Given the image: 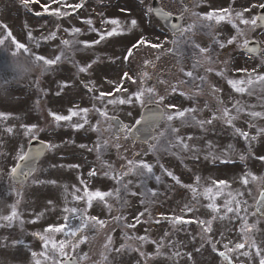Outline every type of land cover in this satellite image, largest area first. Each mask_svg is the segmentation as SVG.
Listing matches in <instances>:
<instances>
[{
	"label": "rangeland",
	"instance_id": "1",
	"mask_svg": "<svg viewBox=\"0 0 264 264\" xmlns=\"http://www.w3.org/2000/svg\"><path fill=\"white\" fill-rule=\"evenodd\" d=\"M162 2L171 10L184 6L181 0ZM185 2H188L190 10L187 12V26L198 22L192 15L193 12L203 17L208 12L224 14L222 10L229 9L236 26L245 33L244 36L238 37L239 43L228 45L227 40L237 34V29L225 19L218 23L213 20L209 30H203L200 26L183 35V39L211 51L212 65L206 64L207 72H203L206 77L205 87L212 89L214 94L222 91L223 100L233 97L235 103L230 101L231 105L237 103V106L241 107L242 104L243 113H236L233 107L230 114L237 118L232 125L216 119L215 122L213 120L211 124L203 126H200L198 121H207L209 113L202 111L203 118L199 112L186 113V122L190 117H194V124L187 122L185 126L183 118H175L171 125L178 130L176 133H171L168 125H163L156 133L159 143L153 140L145 146L133 145L131 154L136 153L133 160L152 163L154 168L164 162V166L174 176L185 182L188 181L187 176L183 175V167L175 159L178 155H174L181 147L178 151L179 158L186 159V168L189 167L200 176L201 190L212 186L213 194L218 192L223 196L230 195L232 200L229 206L233 209L236 208V201H241L239 215L235 211L226 212L224 219H220L222 212L219 210L216 215L218 229L211 234L212 243H209L206 234L187 221L188 218L195 221L194 215L191 214L195 211V192L190 195L185 190L171 187L170 191L162 192V196L161 191L157 189L158 197L148 209V216H140L143 210L139 209L135 202H131L132 208L129 207L127 211H119L118 207H115V211L107 214L103 213L104 210L99 205L88 210L86 203L71 200L70 192L78 175L87 192L110 188L94 175L89 176L90 172L96 173V170H100L97 144L100 145L99 149H107L104 141H108V137L111 138L109 125L103 123V119L93 111H88L87 114L80 111L92 108L94 103H98L97 97L91 100L89 95L99 96L104 92L107 96L111 89L115 91L119 88L120 91L116 94L119 99L126 100L131 96L132 103L120 104L108 113L117 115L123 122L131 124L138 116L140 108L149 102L147 94L143 103L137 100L134 94L141 88L156 87L158 94L165 95V105L169 101L175 105L167 111L176 113L189 108L188 99L198 97L192 88L187 87L185 83H179L183 80L181 76L187 72V65L182 59L174 58L175 53L168 56L164 51L171 43V37L150 14L149 0H28L27 4L23 3V0H0V28L4 29L6 37L9 31L12 34L7 37L10 47L8 63L6 60L3 63L0 61V114H4L0 116V216L11 215L13 210L10 208L17 206L18 209L17 202L20 200L24 201L26 206L25 212L15 210L18 218L13 219L11 223L0 221V264H54V261L55 264H62L65 256L60 253L59 244L70 239L65 232L68 231V226L75 227L80 224V220L74 217L81 212L85 216H95L97 220L105 221L102 228L98 226L86 229L83 235H86L88 240L78 247L73 248L71 244H65V253L74 255L82 264H222L221 260L214 258L213 244L219 253H228L234 264H251L250 253L255 254L257 249L264 256V217L257 219L253 212L257 194L259 190L264 189V159H261L264 157V131H261L264 129V116L250 115L253 111L264 113V84L256 79L258 76H264V31L252 30L250 25H244L239 19H235V13L242 12L245 8L249 11L244 12V18L254 17L259 7L253 5H258L261 0ZM76 4H81L82 7L75 8ZM57 8L67 15L56 14ZM112 19L119 20L120 24L107 23ZM133 19L137 21L135 27H131ZM88 20H91V24L86 23ZM75 28L80 29L79 33L73 32ZM113 28L117 29V33L108 36L107 33ZM52 33L56 34L55 38L46 39ZM101 36H104L103 40L100 39ZM12 38L25 44L30 53L25 54L21 50L20 54L13 55L15 45ZM141 38L145 43H138ZM245 39H255L259 42L260 56L251 58L241 52L239 47ZM63 40L79 41L80 43L73 45H83L84 52L81 53L82 48H79V54L75 52L72 57L73 63H60L52 66V70H48L43 76L35 75L29 64L31 57L43 55L46 59H54L60 53L68 51V46H71L63 45ZM98 40L100 42L95 43ZM214 40H219L226 46L220 48ZM153 43L161 46L150 49ZM133 44H137V47H132ZM128 49H131V55H128ZM152 54L161 58L158 69L165 73L160 79L166 81L164 85H158L159 80L148 82L146 76L142 75L145 61L149 60L148 57ZM196 58L202 57L196 55ZM199 61V66L205 62L203 59ZM89 65L91 67H88ZM80 68H87V71L81 72ZM209 68L212 70L208 71ZM125 72H128L132 79L121 78ZM239 78L245 82L250 78L254 81L252 85L244 84L248 92L242 97L239 92L233 95L226 85V81H238ZM172 85L176 86L175 92L163 91L165 87L170 88ZM89 87L92 91L86 96L84 92L89 91ZM70 110L76 111L78 115L73 116L68 123L60 121L57 125L49 115L50 112L70 115ZM231 110L229 109V112ZM208 111L215 113L214 105L210 106ZM219 115L218 112L217 116ZM85 119L88 121L86 124ZM81 123L84 124L83 128L74 127ZM32 124L44 129L37 133V137L57 147L50 148L47 159L29 184L23 189H17L11 184L9 173L31 138L24 134V126ZM93 127H98L101 131H94ZM235 128L247 132L249 138L245 139L235 132ZM160 133L164 135L161 136ZM169 136L173 138L170 140ZM177 136L183 140L184 137L187 138L188 148L183 149L178 141L174 144ZM253 136L256 137L255 140L251 139ZM110 143V147H116L118 144L113 138L108 141V145ZM150 145H155L156 150H152ZM105 160L109 164L112 157L107 156ZM220 181H225V184ZM240 193L242 195H239ZM222 200L216 204L223 205ZM106 204L107 201L102 203ZM111 205L114 203L111 202ZM71 208H77L78 212L65 211ZM189 208L192 210L189 211ZM155 212L162 214L160 220L156 217L159 223L151 218ZM65 216L68 220L64 219ZM138 216L139 223L136 220ZM176 216L182 217V221L173 222L172 218ZM111 217L114 222L110 220ZM116 217L126 218V223H118ZM128 224H135V227L127 228ZM60 225H66L64 230H49ZM36 233L40 234L39 238L47 237V247L43 240H36ZM140 236H147V242L137 239ZM246 239L248 242L244 244L245 247L237 249L236 245ZM252 241L255 246L249 247ZM53 244H56L57 248L53 249ZM122 245L124 247H121ZM117 249L120 251L117 252ZM245 252L248 255H244ZM33 253L36 255L33 256ZM257 259V256H254V261Z\"/></svg>",
	"mask_w": 264,
	"mask_h": 264
},
{
	"label": "snow or ice",
	"instance_id": "2",
	"mask_svg": "<svg viewBox=\"0 0 264 264\" xmlns=\"http://www.w3.org/2000/svg\"><path fill=\"white\" fill-rule=\"evenodd\" d=\"M23 3L27 4L28 0H23ZM256 6H258L260 9H264V0H261V2L258 3V5H253V7H256ZM74 7L75 8H81L82 5L81 4H76ZM45 11H47V9H45ZM149 11L151 12L153 10L149 9ZM188 11L189 10L187 8L184 9V12H188ZM222 11H223L224 14H217V13H214V12H208L203 17H200L199 14L193 12L192 15L197 18V21L199 22V24H197V22H194L193 24H189L187 26V28H183V27L177 26V25H173V27L178 29L180 36H183L185 32L191 33L193 31V29L198 27V26H203V27H206V28L210 29L212 27V25L211 24H206L205 21L215 20L218 23L219 21L227 19V20H229V22H231L233 24V27H235L237 29V34L235 36H232L231 39H228L227 40V44L231 45L234 42L239 43L238 37L244 36L245 33L236 26V24L234 22V19L232 17V13H231V11L229 9H224ZM247 11H249V9L245 8L242 12H236L235 13V19H239L240 23H242L244 25H250L252 30H255L258 27H264V15H257V16L252 17L251 19H245L244 18V12H247ZM156 12L158 14H164L161 9H157ZM55 13L58 14V15H67V13H61L59 8L55 9ZM180 19L181 20L184 19L183 13L180 16ZM258 21L260 22L259 24L257 23ZM86 23L91 24V20L86 21ZM107 23H111L112 25H119L120 21L117 20V19H112L110 21H107ZM136 25H137V21L135 19H133L131 21V27H135ZM79 31H80V29H78V28L73 29V32H75V33H79ZM116 33H117V29L113 28L112 31L107 33V35L108 36H112V35H114ZM11 35L12 34L9 31L7 33V37H11ZM55 35H56L55 33H52L51 36L50 37H46V39H53V38H55ZM174 35H175V33H174ZM7 37H5L4 39H0V45H4L5 44V39H7ZM29 38L31 39V34H29ZM100 39L103 40L104 36H101ZM99 42L100 41L98 40L95 43H99ZM213 42L215 44H218V46L220 48H224L226 46L224 43H221L219 40H214ZM12 43L15 45V50L12 51L13 55L20 54L21 50L25 54L30 53V49L28 47H26L25 44L17 42L15 40V38H12ZM76 43H80V42L76 41V40H63L62 41V44L65 45V46L73 45V44H76ZM138 43L139 44H143V43H145V41L143 40V38H141V40L138 41ZM174 43H176V41H174ZM248 43H249L248 40L245 39L244 42H243L242 47H247ZM160 46L161 45L157 44V43L151 44L152 48H159ZM132 47H137V44H133ZM197 49H198V53H196ZM252 51H259V48L252 49ZM193 52H194V54L202 57L204 61H206L208 63H212L213 62L212 61V54H211V51H210L209 48L201 47L199 44H195L193 42ZM131 54H132L131 49H128V55H131ZM62 56H63V53H61V55H57L54 59H46L43 55H34L33 57L38 62L42 61L47 66V70H52V66L57 65L58 62L61 61ZM125 59H127V56L125 57ZM199 63H200L199 60L196 63H194L193 64V68L198 67ZM225 63H227V62H225ZM88 67H91V65H89ZM211 70H212L211 68L208 69V71H211ZM79 71H81V72L87 71V68H80ZM181 71H183L182 68H181ZM146 75H147V73H145V76ZM185 75L187 77L193 78V81L196 79V77L193 76V72H191V71L185 73ZM217 75H222V73H217ZM124 76L128 77L129 79H132L129 76L128 72H125ZM199 79L201 81H203L204 77H199ZM256 79L259 80L262 84H264V76H258V77H256ZM179 83L183 84V83H185V81L181 80V81H179ZM229 83L232 84V86L236 89L237 92H241L242 93L246 89L244 87H239L238 85L245 84V83H247L248 85H252L254 83V81L250 78L246 82L243 81V80H240V81H229ZM157 84L158 85H164V84H166V81L159 80L157 82ZM86 87H88V86L86 85ZM176 90L177 89H176L175 85L170 86V88L169 87H165L163 89V91L165 93H168L169 91L175 92ZM89 91H92L91 87H89ZM117 91H120V89L117 88ZM110 94L111 93H109L108 95H110ZM145 94L148 95L149 102H155L158 105L163 106L162 110H161V113H160V117H161V119H166L168 122L173 121L174 118H184L186 113H192V112L195 111V109H184L182 111H177L176 113L168 112L167 109L174 108L175 105L172 104L171 101H169V103L167 105H165L164 104L165 95L158 94L157 91H156V87L141 88L134 95H135V98L137 100H139V101H141L143 103V98H144ZM249 94H251V92H249ZM105 95L106 94L104 92H101L100 96L97 97V99H103V97ZM132 102L133 101H132L131 97H129L126 100L125 99L108 100L109 104H116V103L125 104V103H132ZM220 104L223 105V101H220ZM233 107L236 109L237 113L243 111V109L241 107L237 106V105H234ZM80 111L85 113V114H87L89 110L84 108V109H80ZM95 111H97L101 117H103L106 121L109 122V129L113 126V123H115V126L119 128L120 133H123L125 138H127L128 134L132 132V128H130L127 125H124L122 122H119L118 119L115 116H109L107 111H102L100 109H95ZM217 111L220 113L219 116L214 114L212 119H210V120H207V121L200 120V121H198L200 126H203L205 124H211L213 122V120H216V119L223 120L225 123H227L229 125H232L233 121L237 118L236 116L230 115L229 109L227 107H220V108L217 109ZM3 115L4 114H0V116H3ZM49 115L53 117L54 122L58 125L60 121L71 120V118L73 116L78 115V113L76 111H74V110H70V115H57V114L51 113V112L49 113ZM250 115L252 117H261V116H264V113L253 111V112L250 113ZM193 119H194V117H193ZM84 123L85 124L88 123L87 119L84 120ZM97 123L99 124L100 121H98ZM137 123H139V121ZM24 127L26 129L24 134L30 136L33 139L36 138L37 133H39L41 131H44V129L40 128L37 124H32L30 126H24ZM74 127L83 128L84 124H76V125H74ZM168 127H169L171 133H176L178 131L176 128L172 127L171 123H169ZM93 130L97 131V132L101 131V129L98 128V127H93ZM9 131H11V129H9ZM261 131H264V129H262ZM235 132L239 133L245 139L249 138L248 137V133L247 132H242L239 128H235ZM113 135L116 136L117 140L120 139V136L117 135L116 133H113ZM160 135L163 136L164 133H160ZM153 139L157 140V143H159L157 137H153ZM189 139H191V137H189ZM251 139L255 140L256 137L253 136V137H251ZM176 140L180 144H182L184 148H188V145L183 142V138L182 137L177 136ZM104 143L107 144L108 141H104ZM46 147L47 148H55V147H57V145L49 143V144L46 145ZM81 147H85V146L81 145ZM99 147H100V145L97 144V149H99ZM116 147L119 148L120 145L117 144ZM150 148L152 150H156V146L155 145H150ZM28 155H29L28 153H25L23 156L20 157V159H25L26 157H28ZM242 159H243V157H242ZM261 159H264V157H261ZM127 166H128V170L125 171V172H122L121 173L122 176H127V175H129V174H131L133 172H136L137 174H139L142 177H147L149 174H152V172H153L152 165L149 164V163L144 162L143 160L137 161V160L129 159L127 161ZM161 168H163V165H161ZM165 171H167V170H165ZM16 172H17V169L13 168L11 170L10 175H14ZM167 174L169 176H171L173 180H176L177 183L180 182L178 180V178L176 176H174L171 172H168ZM93 175H95L94 172H90L89 173V176H93ZM105 175H108V173L106 172ZM114 179H117L118 183L121 182L119 177H114ZM155 179L157 180V182L160 181V177L159 176L155 177ZM197 179H199V177H197ZM253 179H255V178H253ZM82 183H83V181H82ZM128 183L130 184L131 181H129ZM220 183L221 184H225V181H220ZM245 183H247V181H245ZM122 187L127 188V184H122ZM186 187L191 188V185H186ZM148 191L151 192L150 189ZM193 191H195V189H193ZM208 191L211 192V189H208ZM85 192H86V195L88 197L89 206L91 205L93 198H99L100 201H104L105 197H108V196L112 195V193H110V192H102V191L87 192V190H85ZM116 195L119 196V189L116 190ZM132 195H136V193H132ZM152 195H155V193H152ZM239 195H242V193H240ZM143 202L144 201H142V203ZM125 203H126V201H125ZM240 203H241V201H236V208L235 209H233V207H231V206L226 205L227 212L235 211V213L237 215H239V212H240L239 205H240ZM258 203L259 204H264V200H262V201H260ZM208 207L213 208V210L216 211L214 204H209ZM188 210L191 211L192 209L189 208ZM65 211H69L71 213H77L78 209L77 208H71V209H65ZM146 211H147V209H146ZM143 215H144V213H140V216H143ZM16 218H18V214L15 211V206H13V211H12L11 215H9V216H0V221H8L9 223H11L13 221V219H16ZM74 218L79 219L80 220V224L75 226V227L68 226V231L65 232V235L69 236L70 239L67 242L61 241L60 244H59V251L65 257H67V253H65V251H64L66 243L71 244V246L73 248L78 247L79 244L84 243L86 240H88V237L86 235H83V233H84V231L86 229L97 228L98 226L102 228L104 223H105V221H103V220H97V218L95 216H91V217L85 216L82 212L78 216H76ZM64 219L68 220V217L65 216ZM115 219L120 220L122 218L121 217H116ZM172 219H173V222H181L182 221V217H179V216L173 217ZM136 220H137V223L140 222L139 216L136 218ZM157 223H159V221H157ZM199 223L202 224V225H204V224L207 225V227H205L203 229L204 232L212 231V228H211V223L212 222L210 220L209 221H199ZM65 227H66V225H60L59 227H56L54 229L50 228L49 230L59 232V231L64 230ZM126 227L127 228H134L135 224H128V225H126ZM77 233H81L79 238H77ZM35 235L39 236L40 234L36 233ZM165 235H167V233ZM40 239L45 242V246L47 247V243H48L47 237L40 236ZM137 239L147 242L148 237L147 236H140ZM206 239L208 240L209 243H212L210 237H206ZM73 240H75V243H72ZM109 240H111V237H109ZM153 242L155 243V241H153ZM254 246H255V242L252 241L249 244V247H254ZM52 247H53V249H55V248H57V245L53 244ZM121 247H124V246L122 245ZM158 247H159V245H158ZM225 247L227 248V245H225ZM244 247H245V245L243 243H240V244L236 245L237 249L244 248ZM213 249L215 250V244H213ZM116 251L119 252L120 249H117ZM35 255H36V253H33V256H35ZM141 255H144V253H141ZM219 255L221 257H224L225 259H228V255H227L226 252H220ZM244 255H248V253L245 252ZM257 255H260V250L259 249H257ZM37 264H39V262H37ZM54 264H55V261H54ZM64 264H68V260L67 259H65ZM260 264H264V258H261Z\"/></svg>",
	"mask_w": 264,
	"mask_h": 264
},
{
	"label": "flooded vegetation",
	"instance_id": "3",
	"mask_svg": "<svg viewBox=\"0 0 264 264\" xmlns=\"http://www.w3.org/2000/svg\"><path fill=\"white\" fill-rule=\"evenodd\" d=\"M157 70V62L156 60H151L149 62V71L151 72V74L153 75L154 72ZM163 71V70H162ZM207 98L209 102H212V95L208 94ZM118 141V144L120 145L119 148L112 146V151L113 152H120L121 155L126 156V158L128 157L130 150H131V144H127L126 141ZM122 144L124 145V150L122 151ZM112 156V160L111 162L108 164L106 162V160H100V164H98L99 169L100 170H96V173L94 175V177L101 181V182H107L109 184L108 187H110L107 191L112 193L111 196L105 197V199L108 201V206H103V208L105 209V213L109 210V209H114L113 205H111L112 200L114 199V203L115 205H118L124 198L122 196V194L120 193V184H128L129 181H127L129 178L132 177V173L127 175V176H122L121 173L125 172L128 170V166H127V161L128 159L122 163L123 157L119 156L117 162L116 159ZM123 166V167H122ZM124 168H126L124 170ZM108 173V175H105V173ZM114 177H119L121 182H117V179H114ZM76 184L75 186L72 187V190L70 192V197L71 200L74 201H79L83 204H87V209L91 210L93 207H95L96 205L102 204L99 200V198H93L91 205L89 206L88 203V197L85 194V190H84V185L81 183V180L79 179V175L76 177ZM119 189V196L116 195V190ZM125 196H127V193L125 194ZM201 197V196H200ZM206 197V195H205ZM206 209L208 207H205ZM198 212L200 214V221H201V216L203 214V208L200 205L198 207ZM213 214V210L212 208L209 207V220L212 222V218L211 216ZM200 224V223H199ZM212 224V223H211Z\"/></svg>",
	"mask_w": 264,
	"mask_h": 264
},
{
	"label": "water",
	"instance_id": "4",
	"mask_svg": "<svg viewBox=\"0 0 264 264\" xmlns=\"http://www.w3.org/2000/svg\"><path fill=\"white\" fill-rule=\"evenodd\" d=\"M153 6L152 10L154 15L165 25L168 26L172 22V17L165 14H158L157 9H160L155 0L152 1ZM264 15V10L260 13ZM176 20V19H175ZM175 25L179 26V21L176 20ZM253 44V43H250ZM257 52V51H256ZM161 109L155 105L145 106L140 115L139 123H135L132 127V132L129 133L130 136L138 141L146 142L153 133V130L157 127L161 121L160 117ZM45 145L36 140H32L28 146L27 152L29 155L25 159H20L14 168L17 169V172L12 175V179L15 183L21 184L24 182L26 177L33 171L35 162L38 159L40 151L44 150ZM68 264H76L72 259H68Z\"/></svg>",
	"mask_w": 264,
	"mask_h": 264
},
{
	"label": "clouds",
	"instance_id": "5",
	"mask_svg": "<svg viewBox=\"0 0 264 264\" xmlns=\"http://www.w3.org/2000/svg\"><path fill=\"white\" fill-rule=\"evenodd\" d=\"M29 64L35 75L43 76L48 71L47 66L44 63L36 61L34 57H31Z\"/></svg>",
	"mask_w": 264,
	"mask_h": 264
}]
</instances>
